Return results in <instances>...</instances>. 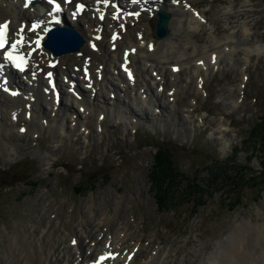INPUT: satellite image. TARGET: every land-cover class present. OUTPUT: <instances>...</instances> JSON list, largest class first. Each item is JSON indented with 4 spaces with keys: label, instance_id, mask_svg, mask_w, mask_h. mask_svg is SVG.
Returning a JSON list of instances; mask_svg holds the SVG:
<instances>
[{
    "label": "rangeland",
    "instance_id": "rangeland-1",
    "mask_svg": "<svg viewBox=\"0 0 264 264\" xmlns=\"http://www.w3.org/2000/svg\"><path fill=\"white\" fill-rule=\"evenodd\" d=\"M186 1L203 12L199 13L205 16L202 25L196 29L182 25L175 31L173 26L179 13L171 10L168 32L156 38L150 29L153 20L142 13L135 25L129 23V38H135L134 31L142 25L139 29L145 30L142 33L146 39L153 40L154 48L146 50L142 46L135 58L146 54L149 61H154L153 67L164 52L196 59L216 42L233 44L231 54L226 56L227 46L218 59L213 55L214 61L203 57L197 70L196 61L180 64L169 78L172 83L161 89L155 104L134 99L141 89L137 86L146 87L149 79L148 68L143 74L135 67L139 74L132 91L136 92H119L122 88L114 79L115 83L103 86L101 98L97 97L100 104L88 113L84 107L79 112L77 105L68 112L59 111L69 129L57 127L58 112L54 111L52 117L43 103V110L33 104L31 112L45 114L46 110L48 117L42 127L34 131L40 118L35 117L27 124L28 128L24 123L27 128L24 132H18V122H11L2 131L0 258L3 244L18 226L31 232L40 231L42 225L46 231L48 223H44L53 220L59 211L65 217L62 222L54 219L52 225L58 226V233H63V241L69 248L84 215L101 219L102 233L111 228L110 219L115 216L114 221L125 226L127 232L121 247L127 251L135 241L140 242L131 264H142L152 251H156L154 259L159 258L162 264H203L239 222H264V184L258 183V178H264V147L256 145V133L252 134L251 129L264 112V51L247 53L243 45H238L240 41L249 47L264 45V0ZM183 14L187 16L186 10ZM168 45L170 49H165ZM167 66L164 62L163 67ZM105 88L108 93L114 91V96H107ZM61 92L64 98L61 100L65 102ZM73 111L82 116L87 128L68 123ZM129 111L133 117H129ZM101 112L105 115L98 118L97 113ZM157 137L177 147L178 170L191 180L197 178L198 193L201 186L210 185L197 201L196 196L185 197L186 184L192 183L189 179L182 184L176 182L179 185L174 187L179 189L164 204L169 208H160L153 198L147 169L152 163L153 142ZM224 157L231 160L227 159L226 164L219 162ZM210 158L217 162L209 161ZM219 166L224 170L228 166L231 173L236 168L238 181L224 183L217 177L218 172L211 178L210 172ZM102 172L107 179L94 180ZM87 178L92 184L76 191L77 183ZM181 197L185 198L174 202ZM42 234L36 232L32 244L39 243L44 238ZM53 235L50 233L45 240L52 242Z\"/></svg>",
    "mask_w": 264,
    "mask_h": 264
},
{
    "label": "bare ground",
    "instance_id": "bare-ground-1",
    "mask_svg": "<svg viewBox=\"0 0 264 264\" xmlns=\"http://www.w3.org/2000/svg\"><path fill=\"white\" fill-rule=\"evenodd\" d=\"M20 3L21 0H0V17L8 15L10 17L11 22L15 25L19 19H22L25 16L31 17L32 15H34L33 11L27 8H21ZM175 3L173 4L172 0H150L146 8L148 10H146L144 14L148 15V13L151 10H154L155 8H162L166 11L177 10L179 13V18L176 20V24L173 26L175 28V31L181 29L182 25L183 27L184 25H186L188 27H191L192 29L198 28L200 25H202V21L204 20L205 16H203L202 14L194 15L193 13H191L188 8V2H186L185 0H179ZM184 10H186L187 16L183 14ZM142 12L143 11H141V13ZM140 15L141 14H139L137 18ZM170 19L171 16L167 21V26L168 23H170ZM63 21L64 23L66 22L69 25L73 26L74 29L84 37V42L76 50L82 51L83 54L90 55L92 63L90 67L92 68V71H94L93 76L92 74H90L91 87L87 89L85 87L86 81L81 80L79 73L70 69L73 67L72 65L74 64L80 66V62L82 60L81 56H77L75 54V50H66L56 54L58 58V63L55 67L59 72L62 73L63 76L75 79L76 85L81 92L80 97H71V95L66 92L65 88L62 89V84L65 85V83H62L61 80H58V83L65 95L66 104L63 100H61V98H59L58 104L55 105V103L52 102L51 98L39 92L36 86L25 87V90L30 92L29 95H33L34 97L33 100L30 102L28 108H24L23 102L25 100H23L20 96L10 97L0 92V134L3 133L2 131L6 128L7 124L11 122L10 118H7V114L11 115L12 112H15V115L19 116L26 126L28 122H33V118L37 115L40 118L45 117L42 112L38 114H31V112H33V104L37 105L40 110H43V103H45V106H47L50 111L54 110L56 111V113L58 112L57 115L60 117L58 119L57 127H61V129H64L66 127L67 129H69L70 125L65 123V116L59 115V111L62 110L64 112H68L71 110L70 108H73V105L79 106L83 103L85 112L89 111L93 108L94 105L100 104L98 101L99 98H101L99 97V92H101L105 84L109 86V83H115L114 79L117 81V83H119L122 89H125V86L127 85L126 83L130 81L125 80L122 77V74L117 67L118 62L120 61V52L122 51V48L131 46L135 47L134 52H130L128 54L129 58L133 60L136 57L137 51L142 49V44H145L144 46L150 44L149 41H143V38L141 40L129 38L128 31L124 30L123 32H120L118 38H115L111 42L116 44L113 50L108 48L110 42H108L107 33L106 38H104L105 36H102L106 43L102 44L98 41V46L94 52L91 51V49H89L86 44L87 39L90 38V34L94 32L93 30H91L92 26L96 25V23L98 22L96 18L94 16H90V12L88 11V14L82 13L73 21H69L68 18L65 16ZM100 23L102 24L103 30L107 28V30L110 31V29L113 28V20H111V18H104L102 21H100ZM141 26L142 25H139L137 26V28H140ZM138 32H141L140 29H136L135 33ZM71 35H73L72 32L70 33V36ZM70 36H68V38H72V40L73 38L76 39V36ZM238 45H243V49L247 53L259 52L262 50L264 51L263 44H256L252 47H249L248 43H246L245 41H240L238 42ZM227 46H229V50L226 54V56H228L229 54H231V51L234 50L231 45H227L226 43L218 44L217 42L211 47V49H206L202 51L200 54L201 56L196 59H194V57L192 56L184 58L182 54L170 55L169 52H164L160 54L162 55V57H159L157 59L154 67L151 66L153 65L151 64L153 63V61H148L147 56H145L146 54L142 56L140 54L137 55V58L132 61V64L134 65L136 63H139L138 66L140 71H145L146 66H149V71L151 69H154L155 67L157 70L153 77L149 76V79L146 83L148 90L151 92V95H147V93H143L142 89H139V93L134 99L139 100L141 103L147 101L155 104V98L158 95H161L162 91H156L155 89H151L150 84L156 82L155 87L157 86V84H162L163 87L171 84L172 81H170L169 78L174 74L171 72L170 69V66L172 64H176L179 66L182 63L190 64V60L192 62L196 61V67L194 69L197 70L200 67L199 59H203L204 57L208 58L209 60L212 59V61H214L215 58L218 59V57H220V52H222L223 49H226ZM165 49H170V46L168 45ZM49 52V49L42 48L38 53L34 54L36 55V58L37 56L38 58H40L41 56L45 58V54H49ZM213 55H215V58L213 57ZM170 58H174L175 60L173 62H168ZM130 62L131 61L129 60V63ZM145 62H147L146 66ZM163 62L168 63V69L163 67ZM99 63H101V67L97 68ZM60 65H63V68H60ZM97 71H100L101 73L99 79L95 77V73ZM108 73L114 76L108 77ZM43 81L44 79L41 77V73H36V77L31 80V85L36 83L39 86H43ZM12 82L17 84L19 87H24L22 85V80L19 79L16 74H13ZM92 88H94V92L91 96L90 92ZM106 92L108 93L107 89ZM80 102H82V104ZM26 109L29 110V115L27 116L28 120L27 117L24 116V111ZM71 113L70 114L73 118L68 120V123H72L74 126L81 124V128H84L85 125L82 116L75 111ZM101 113L105 115V113ZM125 113L126 112H124V114ZM127 114L129 115V117L134 116L131 111L127 112ZM40 127L41 125L35 123L33 129L35 130ZM90 211H92V209ZM85 212L86 211H83V213ZM63 217H65L64 213L62 211H59L56 217L53 218V220H57L58 218L62 222ZM90 218V215L89 217H86L85 215L82 217L81 224L78 226V228L75 229V232L77 234L76 237H74L73 239L71 238V242L69 241L71 244L70 248V245L66 244L63 241V233H58V226L56 228L53 227L54 225H52V219H49L44 223V225L48 223V229L46 231H43V226L40 225L39 229H41V232H44V234H42L44 238L39 243L35 242L34 244H32L33 240L31 238L35 236L36 232L40 231L34 230L28 232L25 230V228L18 226V228H16V230L14 231V235L9 236L7 242L3 244V256L2 258H0V264H87V260L89 259L88 257L91 254L96 253L98 251L106 250L115 251L116 254L113 257L107 258L104 263L101 262L100 264H121L123 260H131L136 255V251L139 250L138 248L140 246V242L135 241L136 243L134 242L133 248L127 251L123 247H121L123 244L122 242L125 240L127 232L125 226H120L118 222L114 221L117 220L115 216L110 219L109 226H111V228H108L105 233H102L99 228V224H101L99 222H101V219L98 220V218ZM40 220L41 219H39V221ZM50 233L54 234L52 236V242L45 240V238L48 237ZM215 247L216 248L214 252L209 256V258H207L208 260H206L203 264H264V222H259L257 224L251 223V221L239 222L234 227L233 231H231V234L225 237L224 240H221L220 243H218ZM128 252L131 253L130 257H127ZM155 252L156 251L149 252L145 256L142 264H160L162 260H160L159 258H156V260L154 259Z\"/></svg>",
    "mask_w": 264,
    "mask_h": 264
},
{
    "label": "trees",
    "instance_id": "trees-1",
    "mask_svg": "<svg viewBox=\"0 0 264 264\" xmlns=\"http://www.w3.org/2000/svg\"><path fill=\"white\" fill-rule=\"evenodd\" d=\"M262 111H264V108ZM254 125L255 126L254 127L252 126L251 129H252V134L256 133L255 134V137L257 138L255 141L257 143L256 145H259L260 147H264V112L261 115L260 119L257 121V123L256 121L254 122ZM248 137L249 136H247V138ZM153 145H154V149L152 151V163L149 165V168L147 169V178L150 184H152L153 187L152 189L154 190L153 198L160 205V208L161 207L164 208L167 207L164 204H167V202L173 199V193L176 191V188L179 189V186L174 187L176 185H179L176 184V182L182 184L184 179H189V178H187L183 172H180L178 170L176 164V155H175L177 150L176 146L172 144H168L167 141H164L162 140V138H158V137L154 139ZM253 147L258 148V146H253ZM227 159L231 160L229 157H224L219 162L226 164ZM209 161L217 162L213 158H210ZM230 162L231 161H229V163ZM231 170L232 169H230L228 166L226 167V170H224V168H221V166H219L214 168V170L210 172V177L215 178L216 173L218 172L217 177L222 179L223 182L225 181L224 183L230 184V181L237 180L235 175L236 168H234L233 173H231ZM239 176H241L240 179L242 180V175ZM194 177L195 176H193L192 178ZM100 179L106 180L107 179L106 173L102 172L98 174L94 180H100ZM226 179H229L228 182L226 181ZM191 181H192L191 184L189 183L186 184L185 194L187 196L185 197H188L189 195H191L192 197L196 196V198L195 197L194 198L197 201L203 193H206L205 187H210V185H205L204 187L201 186L200 189L201 191H199L198 193L199 189L196 188V183L198 182L197 178ZM90 183L91 181L88 180V178L86 180H81V182L77 183V185L75 186L76 191L88 188V185ZM258 183L263 185L264 178L263 179L258 178ZM231 185L233 186L234 183H231ZM236 195L237 194H235V196ZM185 197H181L176 201L174 200L172 201L178 202L184 199ZM227 198L229 197L226 196V199ZM191 210L194 211L195 209L192 208Z\"/></svg>",
    "mask_w": 264,
    "mask_h": 264
},
{
    "label": "snow or ice",
    "instance_id": "snow-or-ice-1",
    "mask_svg": "<svg viewBox=\"0 0 264 264\" xmlns=\"http://www.w3.org/2000/svg\"><path fill=\"white\" fill-rule=\"evenodd\" d=\"M105 2H107V0H105ZM49 3L55 4L56 0H49ZM25 6L27 7V4ZM58 9H59V4H56L53 11H57ZM33 27H35V25H33ZM6 28H7V25H0V49H5L6 45L8 43L6 40V36H5V29ZM22 44H23L22 40H17V41H13L10 45L12 50H15L18 52L17 55H12L10 52H5L6 58L14 61L15 66L17 68H20L21 70H23V65L27 63V58L25 57V55L22 52H19V50H18V45L22 46ZM33 51H34V49H33ZM30 55H31V53L29 52L28 56H30ZM100 259L103 260L104 257H101Z\"/></svg>",
    "mask_w": 264,
    "mask_h": 264
},
{
    "label": "water",
    "instance_id": "water-1",
    "mask_svg": "<svg viewBox=\"0 0 264 264\" xmlns=\"http://www.w3.org/2000/svg\"><path fill=\"white\" fill-rule=\"evenodd\" d=\"M168 16H169L168 12H166L162 9L156 10L155 15H154L155 24H154V29H153L155 36L161 37L166 33V31H167L166 20H167ZM71 32L74 36H76V39L73 38L76 41V43H80L79 36L76 33H74L73 31H71ZM73 35H71V36L73 37ZM76 46H74V48H76Z\"/></svg>",
    "mask_w": 264,
    "mask_h": 264
}]
</instances>
